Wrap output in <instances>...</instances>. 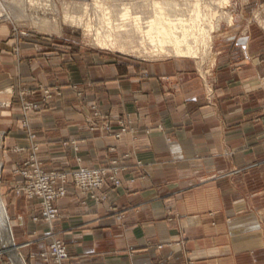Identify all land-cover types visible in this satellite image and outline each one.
<instances>
[{"label":"crops","instance_id":"1","mask_svg":"<svg viewBox=\"0 0 264 264\" xmlns=\"http://www.w3.org/2000/svg\"><path fill=\"white\" fill-rule=\"evenodd\" d=\"M256 31L242 55L229 49L205 77L181 59L83 54L67 71L56 67L63 96L32 124L43 167L116 160L126 172L121 187L87 195L69 182L50 229L33 222L36 201L11 196L20 180L12 171L29 152L7 153V202L28 264H54L39 258L53 240L65 243L66 264H264V34ZM37 66L24 64L21 73ZM123 120L131 132L117 140ZM12 124L3 127L5 150L28 151L30 141Z\"/></svg>","mask_w":264,"mask_h":264},{"label":"rangeland","instance_id":"2","mask_svg":"<svg viewBox=\"0 0 264 264\" xmlns=\"http://www.w3.org/2000/svg\"><path fill=\"white\" fill-rule=\"evenodd\" d=\"M34 1L35 2H32L31 0H19L16 2L13 0H0V113L2 114L0 118V131L4 134L1 148V159L3 162L2 175L0 179L2 189L1 198L5 202L10 218L11 228H13L12 230L15 237L13 244L14 248L23 259H21V263L24 264H28L29 258L26 257L27 250H20L19 234L21 233L22 228L14 227L15 224L13 223L14 221L10 214L9 203L7 202V197L10 193H7L6 187L7 175L4 171L5 155L7 153L9 154L10 151L15 154L29 152L27 159L12 171L15 177H20V180L13 181L12 192L14 195L12 194L11 196L12 199L15 197L17 199L24 198L28 201H36L40 207V213L39 216L33 218V222H41L50 229L52 227V223L59 216L58 210L55 207L57 211L56 218L50 223L46 222L42 218L43 212L41 201L39 199L30 200L26 195L28 179L23 176V172L31 171L32 173L35 170V168L30 169L31 167L27 166L29 164L33 167H39L43 172L49 175H70L76 170L84 168L79 167L76 170L61 172L47 171L38 159L37 154L39 148L35 144L36 136L32 133V124L35 116L40 115L42 110L49 107L55 99L63 96V87L55 84L57 82V74L60 73L59 71H56V67L62 64L65 66L64 71H67L66 66L69 61H73L75 56L83 54H102L106 58H120L140 62L154 61L148 57L126 55L104 49L100 50V48L94 45L92 39L87 36V33L83 28L75 27L65 22L64 3L70 5V11L74 14V16L83 15L85 11L83 10L82 5H89V16L93 21H96L94 13L95 7L93 5L96 1L106 0ZM135 1L136 4L133 0H122L119 2L107 3L105 8L120 12L128 6L131 8L130 12L132 13V17H139L143 20L146 19V21L150 18L152 20H154V18L160 19V13H163L167 19H170L171 16H173L171 19H176V16L180 19H187L191 12L196 10H198L200 15L203 16L205 14L206 7L216 2V0H179L177 4L174 5V8H165L159 13V11L156 12L153 10L152 5L148 3L151 0ZM117 5L121 7H111ZM176 8L177 10L171 11ZM222 9L219 10L220 13L218 15L219 17L222 15V19L220 18L221 20L219 21V28L217 32H214L211 49L207 56H204L199 60L183 59L194 61L196 65H198L197 70L201 73L202 77H205L206 72L211 71L212 66H214L216 62L221 59V55L229 49H239V54L242 55V51L248 42L247 39L250 37V31L256 33V29H258V32H262L264 34V0H229L228 6ZM183 12L187 13L184 14ZM34 18L48 20V22H50L53 26H56L55 30H57V28L58 30L45 31L35 27L31 22ZM256 38H258V36H256ZM261 58H264V54H262ZM160 60L177 59L167 58ZM36 63L38 66L33 67L31 69V73H21L22 65L26 64L32 67ZM72 90L75 94H82L78 85H73ZM98 108V104L92 107L95 116H100ZM10 122L16 125L15 130L17 133L22 130L27 136L31 143V148L28 149V151L19 147H14L11 150H5V139L8 138V134L10 132H4L3 127H8ZM129 126H131V121H121L119 133L115 134V138L120 140L123 135L130 133L131 131H129ZM13 128L15 127L13 126ZM89 170L102 171L104 177L103 185L98 189L92 190L90 193L101 191L105 187H111L113 189L121 187V177L123 173L126 172V168L116 160L105 167L92 168ZM69 182L74 184V186L79 189L73 180L68 179L65 184L67 194V185ZM56 188H59V186L56 185ZM92 198L97 199L98 201H106L107 199L106 195H102V197L98 199L95 194ZM56 243L60 244L65 249L68 255L67 259H58L54 249ZM1 248L0 260L3 264H18L15 261V257L12 256L14 252L13 249L8 250L6 249L7 247ZM39 258L42 261H51L54 264H66V261L69 259V254L65 243L59 240H53V243L50 245L46 253L40 254Z\"/></svg>","mask_w":264,"mask_h":264},{"label":"bare ground","instance_id":"3","mask_svg":"<svg viewBox=\"0 0 264 264\" xmlns=\"http://www.w3.org/2000/svg\"><path fill=\"white\" fill-rule=\"evenodd\" d=\"M13 1L17 2L19 0ZM31 1L35 2L34 0ZM119 1L122 0L96 1L93 5L95 7L96 21H93L89 16V5H82L85 11L83 15L74 16L70 11V5L64 3L65 22L72 26L83 28L87 36L92 39L94 45L100 50L104 49L126 55L148 57L156 61L167 58L199 60L207 56L211 49L214 32H217L219 21L222 19V15L218 16L219 10L226 8L229 4V0H216L215 3L206 7L203 16L196 10L192 11L187 19H180L177 16L175 17L176 19H171L173 16L167 19L160 12L165 8H174V5L179 0H151L148 3L152 5L153 10L159 11L161 17L160 19L154 18V20L150 18L146 21V19L132 17L131 8L128 6L120 12L105 8L107 3ZM133 2L136 4L135 0ZM72 6L75 7L74 5ZM111 7L120 8L121 6ZM175 10L177 8L171 11ZM183 13L186 14L187 12ZM31 22L35 27L45 31L56 29V26H53L48 20L34 18ZM1 116L2 114L0 113V118ZM3 136L4 134L0 131V179L3 168L1 159ZM1 194L0 180V247H11L14 243V235L8 210L1 198ZM12 256L15 257L16 263L24 264L21 263L22 258L17 252L14 251Z\"/></svg>","mask_w":264,"mask_h":264},{"label":"built area","instance_id":"4","mask_svg":"<svg viewBox=\"0 0 264 264\" xmlns=\"http://www.w3.org/2000/svg\"><path fill=\"white\" fill-rule=\"evenodd\" d=\"M27 166H30V169L35 168V170L32 173L31 171L23 172V176L28 179L26 195L30 200L39 199L41 201L42 218L49 223L56 218L57 211L54 203L67 195L65 184L68 179L73 180L85 195L92 190L100 188L104 183L102 171L80 168L70 175H49L39 167H33L30 164ZM56 185L59 188H56ZM54 249L59 260L68 258L65 249L60 244L56 243Z\"/></svg>","mask_w":264,"mask_h":264}]
</instances>
